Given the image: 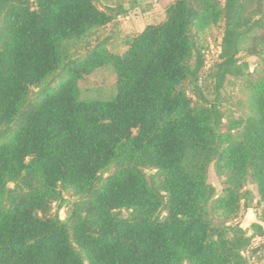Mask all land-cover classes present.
<instances>
[{"label": "trees", "instance_id": "16d2710c", "mask_svg": "<svg viewBox=\"0 0 264 264\" xmlns=\"http://www.w3.org/2000/svg\"><path fill=\"white\" fill-rule=\"evenodd\" d=\"M138 6L0 0V264H247L264 251V0H172L123 52L104 38L73 54ZM220 23L207 70L202 34ZM101 67L115 95L82 99Z\"/></svg>", "mask_w": 264, "mask_h": 264}, {"label": "rangeland", "instance_id": "374dc122", "mask_svg": "<svg viewBox=\"0 0 264 264\" xmlns=\"http://www.w3.org/2000/svg\"><path fill=\"white\" fill-rule=\"evenodd\" d=\"M172 0H138L140 6L132 9L128 16L119 17L116 21L106 26L99 32L85 38L75 44L71 51L73 54H80L86 51L88 46H92L97 41L109 38L108 48L114 52H123L126 48L125 40L128 36L134 35L149 23L161 22L165 19V6ZM143 7L149 10H142ZM223 33V23L206 30L202 34V43L207 49V67L208 70L216 61L219 51V42ZM111 36V37H110ZM247 59L251 63V69L258 63L257 56H249ZM238 88V89H237ZM240 83L236 87L237 95L242 96L239 90ZM116 93V74L110 67H101L95 70L91 75L80 81V97L82 99H101L108 100ZM209 180L221 189V184L216 176L213 167L210 168ZM252 209L243 210L241 223L248 227L252 221ZM68 215L67 208L60 211V216L65 219ZM247 264H264V251H260L254 258L251 257Z\"/></svg>", "mask_w": 264, "mask_h": 264}, {"label": "built area", "instance_id": "2783aa9c", "mask_svg": "<svg viewBox=\"0 0 264 264\" xmlns=\"http://www.w3.org/2000/svg\"><path fill=\"white\" fill-rule=\"evenodd\" d=\"M264 242V238L262 236H257L256 238H254L253 240V245L254 246H257L259 245L260 243ZM260 252V251H259ZM258 252V253H259ZM245 255L247 256L248 260L252 258H254V256H250V253H249V250L245 252Z\"/></svg>", "mask_w": 264, "mask_h": 264}, {"label": "crops", "instance_id": "0c3cea01", "mask_svg": "<svg viewBox=\"0 0 264 264\" xmlns=\"http://www.w3.org/2000/svg\"><path fill=\"white\" fill-rule=\"evenodd\" d=\"M252 216H253V218H252V221L251 222H253L255 220V214H254L253 211H252ZM245 228H247V227H245Z\"/></svg>", "mask_w": 264, "mask_h": 264}]
</instances>
